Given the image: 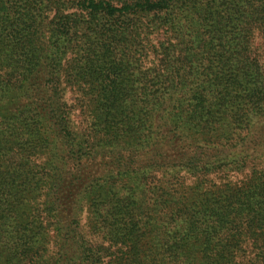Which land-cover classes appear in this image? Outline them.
<instances>
[{
    "label": "trees",
    "instance_id": "trees-1",
    "mask_svg": "<svg viewBox=\"0 0 264 264\" xmlns=\"http://www.w3.org/2000/svg\"><path fill=\"white\" fill-rule=\"evenodd\" d=\"M0 264H264V0H0Z\"/></svg>",
    "mask_w": 264,
    "mask_h": 264
}]
</instances>
